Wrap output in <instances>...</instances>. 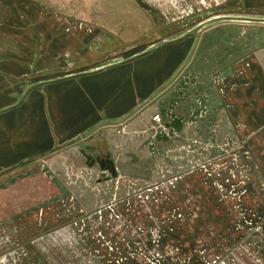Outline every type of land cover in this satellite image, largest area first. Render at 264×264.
Here are the masks:
<instances>
[{"label": "rangeland", "instance_id": "rangeland-1", "mask_svg": "<svg viewBox=\"0 0 264 264\" xmlns=\"http://www.w3.org/2000/svg\"><path fill=\"white\" fill-rule=\"evenodd\" d=\"M154 3L158 9H148ZM131 4L134 37L111 24V61L143 52L156 37L151 21L165 40L248 34L264 49V0ZM223 17L256 20L212 21ZM207 39L197 52L219 48ZM250 44L244 40V48ZM234 75H210L205 98L194 99L193 121L183 111L180 132L167 121L156 133L150 127L111 137L115 179L65 153L1 172L0 264H264V137L257 150L233 121ZM179 81L185 99L203 92L187 95L194 76L186 69Z\"/></svg>", "mask_w": 264, "mask_h": 264}, {"label": "crops", "instance_id": "crops-1", "mask_svg": "<svg viewBox=\"0 0 264 264\" xmlns=\"http://www.w3.org/2000/svg\"><path fill=\"white\" fill-rule=\"evenodd\" d=\"M131 2L0 0V173L56 153L72 154L92 167L90 159L113 158L111 137L116 133L147 128L156 133L165 122L177 120L173 126L180 132V122L193 121L194 102L205 98L214 73L235 74L233 121L242 136L257 141L259 150L258 139L264 137V49H259V36L185 33L165 40L151 21L156 37L144 51L111 61L106 56L111 24L122 26L121 35L134 37ZM148 9L158 7L154 3ZM206 38L219 42V48L197 52V43ZM245 39L251 42L247 48ZM210 53L215 55L208 57ZM249 55L244 72L243 60ZM184 69L194 76L187 95L202 90L201 95L185 99L184 81H179ZM184 110L190 115L185 120ZM158 113L163 127L152 121ZM253 160L259 162V151L253 150ZM94 167L112 176L98 162Z\"/></svg>", "mask_w": 264, "mask_h": 264}, {"label": "water", "instance_id": "water-1", "mask_svg": "<svg viewBox=\"0 0 264 264\" xmlns=\"http://www.w3.org/2000/svg\"><path fill=\"white\" fill-rule=\"evenodd\" d=\"M242 20V21H255L256 19H249V18H232V17H223V18H217V19H214L212 21H218V20ZM212 21H209V22H212ZM260 21H263L264 22V19L263 20H260ZM202 26V24L200 25V27ZM90 165L89 166H93L96 162L99 163L101 169L103 170H107L111 175L112 177L116 178L118 176V172H117V168L115 166V162L112 160V159H90Z\"/></svg>", "mask_w": 264, "mask_h": 264}, {"label": "built area", "instance_id": "built-area-1", "mask_svg": "<svg viewBox=\"0 0 264 264\" xmlns=\"http://www.w3.org/2000/svg\"><path fill=\"white\" fill-rule=\"evenodd\" d=\"M152 121L159 126L163 125V117L159 113L152 117Z\"/></svg>", "mask_w": 264, "mask_h": 264}, {"label": "flooded vegetation", "instance_id": "flooded-vegetation-1", "mask_svg": "<svg viewBox=\"0 0 264 264\" xmlns=\"http://www.w3.org/2000/svg\"><path fill=\"white\" fill-rule=\"evenodd\" d=\"M101 159V158H100Z\"/></svg>", "mask_w": 264, "mask_h": 264}]
</instances>
